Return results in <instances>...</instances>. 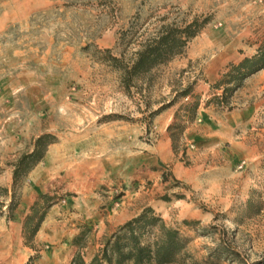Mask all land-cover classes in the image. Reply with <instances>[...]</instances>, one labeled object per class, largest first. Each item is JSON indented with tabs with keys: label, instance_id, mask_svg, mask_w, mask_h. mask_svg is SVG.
<instances>
[{
	"label": "rangeland",
	"instance_id": "374dc122",
	"mask_svg": "<svg viewBox=\"0 0 264 264\" xmlns=\"http://www.w3.org/2000/svg\"><path fill=\"white\" fill-rule=\"evenodd\" d=\"M1 19L0 264H70L78 252L89 261L146 206L161 219L147 242L163 227L181 234L171 264H264V69L228 107L206 106L229 66L264 47V0H0ZM194 21L202 30L185 52L127 91L111 57L125 64L164 26ZM25 68L32 81L17 92ZM198 96L225 166L202 154L204 138L181 139L178 156L151 117L177 111L172 123L194 124L198 114L180 109ZM43 135L55 142L15 186L16 164ZM178 163L191 182L176 169L166 184ZM34 214L31 227L44 219L29 240Z\"/></svg>",
	"mask_w": 264,
	"mask_h": 264
},
{
	"label": "trees",
	"instance_id": "16d2710c",
	"mask_svg": "<svg viewBox=\"0 0 264 264\" xmlns=\"http://www.w3.org/2000/svg\"><path fill=\"white\" fill-rule=\"evenodd\" d=\"M202 25L194 21L185 27L170 24L164 26L158 34L141 44L133 59L125 63L111 57L115 63L116 69L122 72V84L127 91H130L138 81H144L146 84L148 76L152 72L168 63L177 56L182 55L188 43L194 39L200 31ZM264 69V47L260 53L252 58H246L237 65H230L228 71L223 74L217 84V89L222 90V94H214L213 99L208 101L206 106L213 103L217 106L228 107L229 99L239 90L245 79ZM191 87L182 91L175 99V103L181 97L191 95ZM195 103L183 106L180 110L186 112L187 119L195 120L201 105V99L196 97ZM161 110L151 113L155 117ZM187 125L181 123H172L168 132L172 140L174 152L178 155L179 143ZM55 139L51 135H43L36 141L33 152L26 154L16 164L14 171V185H18L20 177L26 173L33 165L38 163L44 156L47 147L54 143ZM185 155V150L183 151ZM36 206L34 207L35 210ZM151 209L145 210L139 217L134 218L124 225L108 241L104 248L96 255L91 262H87L84 256L78 252L70 264H171L174 262L177 254L183 248V239L179 231L163 227L161 235L154 238L153 242H147L144 238L147 228L161 222L157 216H149ZM34 215H29L25 226L31 230L29 240L34 237L44 219L40 217L37 223L31 227ZM77 244V241H76ZM33 259H31L32 261Z\"/></svg>",
	"mask_w": 264,
	"mask_h": 264
},
{
	"label": "crops",
	"instance_id": "0c3cea01",
	"mask_svg": "<svg viewBox=\"0 0 264 264\" xmlns=\"http://www.w3.org/2000/svg\"><path fill=\"white\" fill-rule=\"evenodd\" d=\"M8 19H1L0 20V31H4L8 28L9 26V23L7 21ZM44 70V69H43ZM22 75V76H21ZM20 77L18 78L17 81H15V84L13 83V86L15 88L18 89L17 92H21L22 89H25L27 88L28 86V83H30V81H32L31 79H27L28 78V75L30 76V73L29 71L25 68L22 70V73H21ZM49 79V78H48ZM9 83V82H7ZM12 84L11 82L9 83V85ZM44 84V82L42 81V85ZM40 85V84H38ZM49 86V84H48ZM49 89V87H48ZM41 97H42V102L44 103V100H45V95L44 94H41ZM48 97H49V94H48ZM41 99V98H40ZM249 111V109H247V107H244L243 110H240V116L244 117L245 114ZM176 112L177 111H172L170 113H165V115H163V113H160L156 116V119L159 120V122H162V128H163V131L164 133L167 132L168 134V142L171 143L172 145V140L170 138V134L168 133V128L169 126L172 124V122L174 121V118H175V115H176ZM204 112V115L202 118V123L201 124H197V122L201 119H199V117L201 116V114ZM206 112V109L204 108L203 104L200 105V108L198 110V119H196V122L194 124H190V125H187V128L185 130V132L183 133V138L182 140H184V142H193L194 140H198L200 138H204L203 140L205 141H208L207 144H205V148H203V153L202 154H205L206 150H211L209 152L211 153H207V156L208 154H211V158L212 160L214 161V165H226L228 163V158L224 155H221V153L223 152L222 150H218L217 152H215V147L221 145V138H217L216 136V123H214V121L212 122V119L211 118H208L207 119V116L205 115ZM208 114L210 115V112H208ZM224 124H226V120L230 121L231 123L229 124L231 129L234 128V124L232 123L233 122V118L236 116L235 113L233 112H230L227 113V114H224ZM238 115V114H237ZM233 117V118H232ZM220 124H222L220 122ZM196 126V127H195ZM163 133V134H164ZM180 154H178L179 156ZM189 155V152L188 154ZM213 158H216V159H213ZM222 158V159H221ZM217 161V162H215ZM224 164H223V163ZM221 163V164H220ZM174 169L172 170H169L170 172H172V175L171 176H167L166 175V179L163 178V181L167 184L169 180H173L174 179H178L176 173H175V170L178 169V171L184 175H186V179H184V182L186 183H190L191 180L187 179V176L188 178H191V174H190V171L188 170V168L184 167V165L182 163H178V164H175ZM180 185H183L182 183H180ZM150 206H146L144 207L143 209H141L137 214H133L132 216H130L125 222H129L131 220H133L134 218H137L139 217L146 208H148ZM125 211V210H124ZM124 211H121V214L123 216V212ZM125 213V212H124ZM120 218V216L118 217ZM94 258V256L88 261L86 258L85 260L87 262H91L92 259Z\"/></svg>",
	"mask_w": 264,
	"mask_h": 264
}]
</instances>
